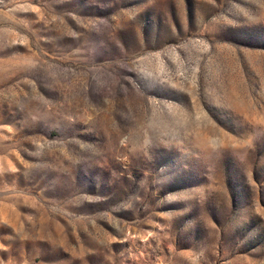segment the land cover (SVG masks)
Listing matches in <instances>:
<instances>
[{
    "label": "rangeland",
    "instance_id": "374dc122",
    "mask_svg": "<svg viewBox=\"0 0 264 264\" xmlns=\"http://www.w3.org/2000/svg\"><path fill=\"white\" fill-rule=\"evenodd\" d=\"M0 264H264V0H0Z\"/></svg>",
    "mask_w": 264,
    "mask_h": 264
}]
</instances>
